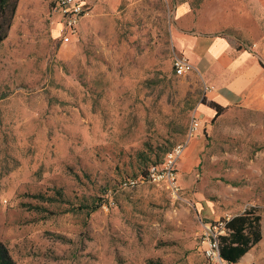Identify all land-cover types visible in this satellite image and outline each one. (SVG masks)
Instances as JSON below:
<instances>
[{"label": "rangeland", "instance_id": "rangeland-1", "mask_svg": "<svg viewBox=\"0 0 264 264\" xmlns=\"http://www.w3.org/2000/svg\"><path fill=\"white\" fill-rule=\"evenodd\" d=\"M55 1H0V247L13 264H210L202 224L252 208L261 241L245 260L264 264V108L239 102L198 129L186 172L206 90L173 72L175 0H96L67 43ZM178 144L177 195L121 187Z\"/></svg>", "mask_w": 264, "mask_h": 264}, {"label": "crops", "instance_id": "crops-1", "mask_svg": "<svg viewBox=\"0 0 264 264\" xmlns=\"http://www.w3.org/2000/svg\"><path fill=\"white\" fill-rule=\"evenodd\" d=\"M96 0H90V5ZM114 4L118 0H109ZM174 29L182 54L207 90V103L227 108L236 103L264 108V67L253 49L264 38V0H175ZM199 129H207L215 110L200 103L195 109ZM186 162L191 171L203 143L200 133ZM187 143V144H188ZM185 148L182 154L184 160ZM185 163L181 166L183 167ZM181 167V168H182ZM242 257L240 262L248 264Z\"/></svg>", "mask_w": 264, "mask_h": 264}, {"label": "built area", "instance_id": "built-area-1", "mask_svg": "<svg viewBox=\"0 0 264 264\" xmlns=\"http://www.w3.org/2000/svg\"><path fill=\"white\" fill-rule=\"evenodd\" d=\"M91 9L90 0H56L53 10L61 16L63 20L62 42L67 43L69 36L73 35L77 23ZM172 69L176 76H185L193 71V66L184 56H176L172 60ZM207 90V87H205ZM199 129V120L193 117L189 128V139H191ZM185 145L178 144L168 151L159 163L151 164L144 176L127 177L121 180V187L133 188L140 183L148 182L154 185H161L168 189L171 194L177 195L180 191L178 181V162L182 157ZM231 218L224 217L221 220L202 224L200 243L202 255L210 264H233L220 255V238L227 235L226 224Z\"/></svg>", "mask_w": 264, "mask_h": 264}, {"label": "trees", "instance_id": "trees-1", "mask_svg": "<svg viewBox=\"0 0 264 264\" xmlns=\"http://www.w3.org/2000/svg\"><path fill=\"white\" fill-rule=\"evenodd\" d=\"M0 1L3 3L6 2V0ZM5 38L6 35L0 31V43ZM202 104H206L215 110L213 119L218 118L226 109L215 104L214 102L207 103L205 101L202 102ZM151 164L154 163H150L140 175L144 176L147 168ZM260 220V216L255 213L253 208L244 211L240 215L232 217L226 224L228 231L227 235L220 238L219 251L221 257L233 264H238L242 257H244L261 241ZM0 264H13L12 260L3 247H0Z\"/></svg>", "mask_w": 264, "mask_h": 264}, {"label": "bare ground", "instance_id": "bare-ground-1", "mask_svg": "<svg viewBox=\"0 0 264 264\" xmlns=\"http://www.w3.org/2000/svg\"><path fill=\"white\" fill-rule=\"evenodd\" d=\"M56 32V31H55ZM57 33V32H56ZM246 256V255H245Z\"/></svg>", "mask_w": 264, "mask_h": 264}]
</instances>
